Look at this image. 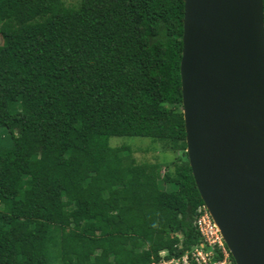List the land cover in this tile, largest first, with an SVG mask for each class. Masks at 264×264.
Returning a JSON list of instances; mask_svg holds the SVG:
<instances>
[{"label":"trees","instance_id":"trees-1","mask_svg":"<svg viewBox=\"0 0 264 264\" xmlns=\"http://www.w3.org/2000/svg\"><path fill=\"white\" fill-rule=\"evenodd\" d=\"M184 11L185 0H0V264H151L201 242ZM113 136L184 155L137 163Z\"/></svg>","mask_w":264,"mask_h":264},{"label":"water","instance_id":"water-1","mask_svg":"<svg viewBox=\"0 0 264 264\" xmlns=\"http://www.w3.org/2000/svg\"><path fill=\"white\" fill-rule=\"evenodd\" d=\"M188 159L236 264H264V0H185Z\"/></svg>","mask_w":264,"mask_h":264},{"label":"built area","instance_id":"built-area-1","mask_svg":"<svg viewBox=\"0 0 264 264\" xmlns=\"http://www.w3.org/2000/svg\"><path fill=\"white\" fill-rule=\"evenodd\" d=\"M195 225L202 239L199 244L180 255L169 256L167 251H161L160 260L151 264H236L205 204L197 209ZM220 253L221 258L216 259Z\"/></svg>","mask_w":264,"mask_h":264},{"label":"rangeland","instance_id":"rangeland-1","mask_svg":"<svg viewBox=\"0 0 264 264\" xmlns=\"http://www.w3.org/2000/svg\"><path fill=\"white\" fill-rule=\"evenodd\" d=\"M64 1L67 5H76L79 2V0ZM110 143L112 146L130 145L134 150L137 163L142 164L154 162L165 164L184 155V152L180 151H166L161 144L146 136H113L110 138Z\"/></svg>","mask_w":264,"mask_h":264},{"label":"clouds","instance_id":"clouds-1","mask_svg":"<svg viewBox=\"0 0 264 264\" xmlns=\"http://www.w3.org/2000/svg\"><path fill=\"white\" fill-rule=\"evenodd\" d=\"M203 204H205V203H203ZM202 240V239H201ZM225 242V241H224ZM226 244V243H225ZM195 245H197V244H195ZM194 246V245H193ZM227 246V245H226ZM228 248V247H227ZM229 250V249H228ZM164 251V250H163ZM166 251V250H165ZM236 262V261H235Z\"/></svg>","mask_w":264,"mask_h":264}]
</instances>
